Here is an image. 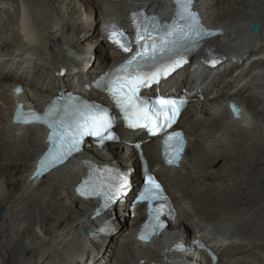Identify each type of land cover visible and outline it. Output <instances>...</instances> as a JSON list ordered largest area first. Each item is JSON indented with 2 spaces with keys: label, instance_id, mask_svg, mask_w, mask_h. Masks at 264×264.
<instances>
[{
  "label": "bare ground",
  "instance_id": "6f19581e",
  "mask_svg": "<svg viewBox=\"0 0 264 264\" xmlns=\"http://www.w3.org/2000/svg\"><path fill=\"white\" fill-rule=\"evenodd\" d=\"M168 5L169 0H0V264L163 263L166 257L175 260L167 249L181 238L193 248V240H203L219 256L217 264H264V0H197L205 21L225 33L213 41L222 62L195 61L180 77L178 86L193 98L178 126L190 141L182 167H161L158 139L145 146L153 172L179 209L161 239L137 243L133 230L145 219L140 210L102 245L89 241L98 203L74 195L79 161L40 182L31 180L46 133L39 125L12 124L16 100L44 108L64 88L83 90L92 75L119 62L100 26L124 23L138 8L162 11L164 18ZM256 22L263 26L258 35L248 30ZM71 51L96 56L89 72L71 63ZM17 85L24 87L23 96L15 95ZM231 101L244 107V119L228 112ZM138 137L125 134L123 143L109 147L108 158L136 167L138 155L129 144ZM87 153L107 161L102 152ZM176 259L201 263L207 256L190 248Z\"/></svg>",
  "mask_w": 264,
  "mask_h": 264
},
{
  "label": "snow or ice",
  "instance_id": "6c2138e0",
  "mask_svg": "<svg viewBox=\"0 0 264 264\" xmlns=\"http://www.w3.org/2000/svg\"><path fill=\"white\" fill-rule=\"evenodd\" d=\"M175 3L177 10L171 22L161 23L157 16L133 13L134 39H130L118 26L109 25V40L130 55L96 81V87L111 97L127 127L143 129L150 136L165 134V145L174 152L172 158L166 156L168 163L178 160L184 141L182 133H168L167 130L175 123L187 101L163 95L155 99L146 98L142 90L160 85L163 79L187 62L186 57L201 47L206 37L217 35L203 26L199 14L193 10V0H175ZM208 62L214 66L218 60L213 58ZM233 108L239 117L240 110L236 106ZM16 120L43 123L51 129L49 139L52 146L41 160L38 174L46 167L64 163L74 152L80 151L86 136H94L100 143L117 138L112 132L115 117L109 108L71 95L57 97L43 114L25 112L21 105ZM105 171L109 182L102 194L105 197L104 208H108L126 190L128 174L116 173L113 176L110 169ZM95 193L93 188L89 194ZM81 194L86 193L81 190ZM140 199L167 201V196L155 177L146 173ZM159 211L157 209V214Z\"/></svg>",
  "mask_w": 264,
  "mask_h": 264
},
{
  "label": "water",
  "instance_id": "95a60500",
  "mask_svg": "<svg viewBox=\"0 0 264 264\" xmlns=\"http://www.w3.org/2000/svg\"><path fill=\"white\" fill-rule=\"evenodd\" d=\"M262 23L261 22H256V23H253L249 26L248 30L254 34V35H258L261 33L262 31ZM5 212V209L3 207L0 208V224L2 223L3 221V214Z\"/></svg>",
  "mask_w": 264,
  "mask_h": 264
},
{
  "label": "rangeland",
  "instance_id": "374dc122",
  "mask_svg": "<svg viewBox=\"0 0 264 264\" xmlns=\"http://www.w3.org/2000/svg\"><path fill=\"white\" fill-rule=\"evenodd\" d=\"M99 25H101V24H99ZM99 25H98V26H99Z\"/></svg>",
  "mask_w": 264,
  "mask_h": 264
}]
</instances>
